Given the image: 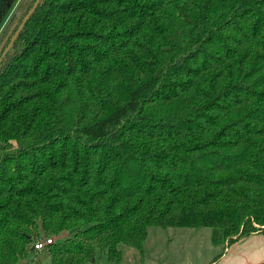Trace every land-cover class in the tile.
<instances>
[{
    "label": "trees",
    "instance_id": "obj_1",
    "mask_svg": "<svg viewBox=\"0 0 264 264\" xmlns=\"http://www.w3.org/2000/svg\"><path fill=\"white\" fill-rule=\"evenodd\" d=\"M151 226L264 235V0H39L1 59L0 264L67 229L49 264L118 263Z\"/></svg>",
    "mask_w": 264,
    "mask_h": 264
},
{
    "label": "rangeland",
    "instance_id": "obj_2",
    "mask_svg": "<svg viewBox=\"0 0 264 264\" xmlns=\"http://www.w3.org/2000/svg\"><path fill=\"white\" fill-rule=\"evenodd\" d=\"M210 233L209 227L151 226L148 228L142 253L133 247L119 244L122 256L120 262L108 261L106 254L97 250L94 258L86 264H209L216 255L224 252L223 245L212 244ZM73 235L74 230L67 229L58 235L48 236L54 242L61 243ZM45 246L28 258L31 264H49Z\"/></svg>",
    "mask_w": 264,
    "mask_h": 264
},
{
    "label": "crops",
    "instance_id": "obj_3",
    "mask_svg": "<svg viewBox=\"0 0 264 264\" xmlns=\"http://www.w3.org/2000/svg\"><path fill=\"white\" fill-rule=\"evenodd\" d=\"M264 259V235L253 233L222 252L215 264H257ZM19 264H31L29 259Z\"/></svg>",
    "mask_w": 264,
    "mask_h": 264
},
{
    "label": "water",
    "instance_id": "obj_4",
    "mask_svg": "<svg viewBox=\"0 0 264 264\" xmlns=\"http://www.w3.org/2000/svg\"><path fill=\"white\" fill-rule=\"evenodd\" d=\"M39 0H35L33 5L31 6V8L28 10V12L24 15L23 19L21 20V22L18 24V19H19V14H17L16 19H14V21L12 22V24L10 25L9 29L7 30L6 34L3 36V38L0 41V51L1 55H0V61L3 58L4 54L6 53V51L9 49V47L11 46V44L13 43L14 39L17 37L19 31L22 28L23 23L30 17V15L33 13L35 7L37 6ZM18 24L17 28L15 29L16 25ZM15 29V30H14ZM10 36V37H9ZM9 41L7 43L6 46L5 43L8 40Z\"/></svg>",
    "mask_w": 264,
    "mask_h": 264
},
{
    "label": "built area",
    "instance_id": "obj_5",
    "mask_svg": "<svg viewBox=\"0 0 264 264\" xmlns=\"http://www.w3.org/2000/svg\"><path fill=\"white\" fill-rule=\"evenodd\" d=\"M53 239L50 237H46V238H41V239H37L33 242V247L35 250H40L42 249L45 245H47L48 243H52Z\"/></svg>",
    "mask_w": 264,
    "mask_h": 264
},
{
    "label": "flooded vegetation",
    "instance_id": "obj_6",
    "mask_svg": "<svg viewBox=\"0 0 264 264\" xmlns=\"http://www.w3.org/2000/svg\"><path fill=\"white\" fill-rule=\"evenodd\" d=\"M20 17V16H19ZM16 19V18H15ZM19 20V19H18ZM10 37V36H9ZM9 39V38H8ZM3 49V48H2ZM1 52H2V50H1ZM1 52H0V55H1Z\"/></svg>",
    "mask_w": 264,
    "mask_h": 264
}]
</instances>
